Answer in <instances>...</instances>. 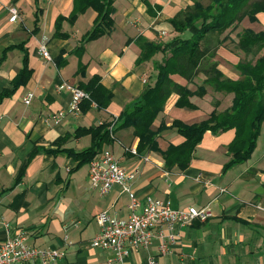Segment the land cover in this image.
I'll return each mask as SVG.
<instances>
[{
	"label": "crops",
	"instance_id": "crops-1",
	"mask_svg": "<svg viewBox=\"0 0 264 264\" xmlns=\"http://www.w3.org/2000/svg\"><path fill=\"white\" fill-rule=\"evenodd\" d=\"M192 5V0H117L113 31L84 43L94 27V10L88 9L71 22L68 18L74 0H0V59L6 56L0 67V94L13 90L12 80L23 67L24 52L9 48L28 40L25 49L33 72L26 85L0 103L4 116L0 123V241L25 232L31 246L64 250L65 256L57 264H148L149 257L157 254V240L148 249L132 251L123 262L113 252L91 246L100 233L97 215L108 211L127 218L131 199L121 185H114L106 196L90 190V162L76 154L95 145V131L91 130L99 131L103 123L114 121L148 85L155 84L150 67L157 76L158 64L170 53H157L152 65L153 59L139 64L144 44H166L197 31L191 28L180 35L171 23ZM11 7L18 10L15 22L10 21ZM38 10L42 12L39 30L32 35ZM60 17L64 18L60 33L65 38L55 36ZM257 17L264 25V13ZM42 40L47 42L54 63L47 64L40 56ZM227 44L204 58L194 80L171 76L179 86L196 91L190 98L196 108L177 106L178 93L169 97L154 123L155 129L166 125L157 140L162 152L185 141L170 129L174 121L200 123L215 108L224 111L231 107L232 93L211 86L206 92L200 89L214 65L212 59L226 78L239 79L237 66L245 55ZM81 66L86 75L79 74ZM94 76L112 93L107 109L90 105L78 116L71 114V94L60 91L59 86L64 82L84 85ZM30 91L35 98L26 106L23 99ZM55 114H63L59 124L53 119ZM113 136L101 143L96 156L108 150L123 167L141 169L133 184L140 201L138 213L147 197L168 200L175 209L208 207L212 211L206 222L195 221L179 230L174 253L161 257L160 264H264V211L257 208H264V121L251 157L229 169L228 147L235 130L208 131L184 170L166 167L165 159L155 150L131 153L139 144L132 129L115 131Z\"/></svg>",
	"mask_w": 264,
	"mask_h": 264
},
{
	"label": "trees",
	"instance_id": "trees-1",
	"mask_svg": "<svg viewBox=\"0 0 264 264\" xmlns=\"http://www.w3.org/2000/svg\"><path fill=\"white\" fill-rule=\"evenodd\" d=\"M117 0H74V7L69 20L74 22L77 17L92 9L97 13L94 27L88 34L84 43L93 41L111 33L115 26L113 15ZM193 5L182 11L171 20L175 32L183 35L191 28L197 31L189 38L177 37L166 44L147 42L142 48L138 63L149 61L159 52L170 53L162 63L158 64L155 84L148 85L141 96L125 109L118 117L114 132L121 129H132L134 137L139 139L138 153L155 150L161 153L165 159L166 167L172 169H186L193 158L198 144L208 131L221 134L229 130H235V138L228 147L231 161L227 169L234 165L247 161L254 152L264 121V30L255 32L250 28L239 30L240 25L246 19L250 23H258L257 15L264 13V0H192ZM207 1V2H205ZM41 11L36 13V28L32 35H37ZM63 17L57 20L56 37L65 38L60 33ZM235 34L237 40L232 38ZM28 40L18 46L8 49H18L24 52L23 67L12 80L13 90H4L0 94V103L23 85H26L32 76L29 67V56L25 49ZM219 48L233 45V48L243 53L246 58L237 66L239 79L236 81L226 78L219 70L217 64L210 67L207 79L200 89L206 92V87L211 86L216 90L232 93L234 95L230 108L220 111L218 108L209 115L208 119L195 124H185L174 121L170 129L185 138L178 145H171L167 151H161L158 145L159 135L165 131L166 125L162 124L155 129L154 123L163 112L164 106L173 93L180 95L177 106L194 109L190 98L196 95V91L179 86L172 79V75H180L189 81L194 80L202 69V63L206 56L212 55V43ZM231 43V44H230ZM228 45V44H227ZM228 45V46H229ZM81 46L78 50H81ZM6 54V53H5ZM252 57V58H249ZM6 56L0 59V67ZM79 74H85V67L81 66ZM89 94L91 100L82 104L85 107L95 102L98 109H107L112 99V93L100 83L98 76L92 77L86 84L78 86ZM113 120L103 123L101 130H91L96 140L95 145L86 151L76 154L83 157V161L91 162L105 140L110 139L109 128ZM167 130V129H166Z\"/></svg>",
	"mask_w": 264,
	"mask_h": 264
},
{
	"label": "built area",
	"instance_id": "built-area-1",
	"mask_svg": "<svg viewBox=\"0 0 264 264\" xmlns=\"http://www.w3.org/2000/svg\"><path fill=\"white\" fill-rule=\"evenodd\" d=\"M10 21L18 19V10L9 9ZM38 52L47 64L54 63V58L48 48L47 42L39 43ZM59 90L71 94L69 112L75 116L80 115L84 101L91 100L88 93L77 85L64 82ZM35 98V93L26 94L23 102L29 106ZM92 107L98 108L95 102ZM0 112V123L3 119ZM63 114L53 115L56 124L61 122ZM118 117L114 118L109 131L114 137V128ZM131 153L138 155L137 149L132 148ZM141 174L140 168L127 169L111 152L104 151L90 162L88 175L89 188L102 196L110 193L114 185H121L125 193L130 195L131 214L127 218H118L108 211L97 215L100 233L91 241V246L100 247L114 253L119 262L125 261L132 251L148 249L155 240L159 241L157 254L149 257L148 264H160V258L174 253L175 246L180 239L179 230L192 226L195 221L206 222L213 214L210 208L175 209L168 200L147 197L141 212H137L140 201L133 191V184ZM226 192V189H222ZM259 210L264 208L257 206ZM27 235L21 232L4 241H0V264H57L65 256V251L57 248H37L27 242ZM68 241V236L65 237ZM68 244H71L68 241Z\"/></svg>",
	"mask_w": 264,
	"mask_h": 264
},
{
	"label": "rangeland",
	"instance_id": "rangeland-1",
	"mask_svg": "<svg viewBox=\"0 0 264 264\" xmlns=\"http://www.w3.org/2000/svg\"><path fill=\"white\" fill-rule=\"evenodd\" d=\"M205 2H207V1H205ZM243 28H250V29H253L255 32H260V31H262V30H264V25H261V24H259V23H250L249 22V20L248 19H246V20H244L243 22H242V24L240 25V28H239V30H241V29H243ZM235 40H237V37L235 38ZM231 44V43H230ZM212 48L215 50V49H218L217 47H215V42H213L212 44ZM18 52H16V54H17ZM245 58H246V56H245ZM249 58H252V57H249ZM153 59V58H152ZM155 59H157V57L156 58H154L152 61H151V65L154 63V60ZM211 61V63L213 64H215V62H217V61H213V59L212 60H210ZM219 62V61H218ZM151 65H149V67L151 66ZM150 79H156V73L155 72H153L152 71V67H150ZM155 75V76H154Z\"/></svg>",
	"mask_w": 264,
	"mask_h": 264
}]
</instances>
